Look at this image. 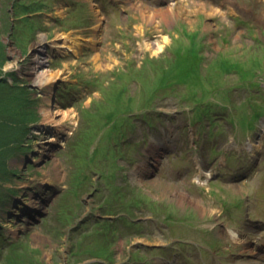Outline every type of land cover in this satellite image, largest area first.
Masks as SVG:
<instances>
[{
	"label": "rangeland",
	"instance_id": "obj_1",
	"mask_svg": "<svg viewBox=\"0 0 264 264\" xmlns=\"http://www.w3.org/2000/svg\"><path fill=\"white\" fill-rule=\"evenodd\" d=\"M261 112L264 0H0V264H261Z\"/></svg>",
	"mask_w": 264,
	"mask_h": 264
},
{
	"label": "bare ground",
	"instance_id": "obj_2",
	"mask_svg": "<svg viewBox=\"0 0 264 264\" xmlns=\"http://www.w3.org/2000/svg\"><path fill=\"white\" fill-rule=\"evenodd\" d=\"M38 40H45L44 35L39 34L37 37V41ZM49 41H50L49 42L50 45L53 47H58L61 49H70V42H74L75 40L72 38H69L67 35L59 33L55 37L49 39ZM8 63H12V62H8ZM57 72H58V70H55V69L54 70H46L44 72H41V71L37 72V74L35 76H38L39 74H41L42 77H40V79H39V77H35L36 78L35 81H40L39 83L49 81L50 79H52L56 76ZM43 111L46 114V115L44 114V117L46 118L45 120L51 121L52 116L49 113L50 110L48 111V109H45ZM62 112H63V114L59 115L60 120H62V117H64V114H65V111H62ZM53 121L56 122V120H54V119H53ZM55 125H57V123H55ZM53 139H54V136H52V135L49 138H47V140H50V141H52ZM152 152H154L153 156H156L157 154H159L161 152V148L157 147ZM230 234H233V230H230ZM257 260L260 261L261 264L264 263V259H262L260 257H258Z\"/></svg>",
	"mask_w": 264,
	"mask_h": 264
},
{
	"label": "trees",
	"instance_id": "obj_3",
	"mask_svg": "<svg viewBox=\"0 0 264 264\" xmlns=\"http://www.w3.org/2000/svg\"><path fill=\"white\" fill-rule=\"evenodd\" d=\"M0 171L4 173V176L6 175V172L8 171V168L6 167L5 163L2 161L0 164ZM22 242L20 240L15 241V243L10 244L9 250L6 251L4 257L5 260L3 264H20L18 261V257L22 259L25 255L18 254L20 249H18L20 246H22Z\"/></svg>",
	"mask_w": 264,
	"mask_h": 264
}]
</instances>
